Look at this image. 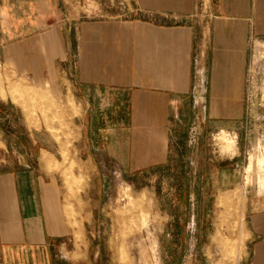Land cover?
<instances>
[{"label": "crops", "instance_id": "obj_1", "mask_svg": "<svg viewBox=\"0 0 264 264\" xmlns=\"http://www.w3.org/2000/svg\"><path fill=\"white\" fill-rule=\"evenodd\" d=\"M89 1L97 13L126 16L77 17V0H0V61L23 79L67 90L77 159L96 173L77 195L78 182L69 191L56 178L46 133L9 143L0 132V264H102L94 231L107 217L97 215L127 178L168 164L180 142L189 158L191 143L229 131L235 154L223 157L215 144L210 156L219 187L234 188L236 169L222 165L246 161L256 125L264 141V117L247 102L254 73L264 70V0ZM262 159L246 168L257 174L247 185V264H264ZM73 193L87 206L80 218Z\"/></svg>", "mask_w": 264, "mask_h": 264}, {"label": "rangeland", "instance_id": "obj_2", "mask_svg": "<svg viewBox=\"0 0 264 264\" xmlns=\"http://www.w3.org/2000/svg\"><path fill=\"white\" fill-rule=\"evenodd\" d=\"M96 4L77 0L72 8L77 17L83 18L126 16L115 10L97 13L93 10ZM108 4L115 6L117 0H109ZM258 53L257 62H261L264 43H260ZM252 79L253 87L247 88V102L255 108L254 115L260 121L264 117V70L254 73ZM257 82L263 84L262 88L256 86ZM12 84L14 88H32L34 93L20 94L25 101L22 103L10 93ZM66 91L46 88L27 77L23 79L13 65L0 61V132L9 143H18V137L28 131L46 133L55 156L51 155L56 158V178L64 181L69 191V186L78 182L73 189L78 195L96 173L77 159L73 100ZM256 128L253 145L246 159L243 157L246 161L222 165L236 169L240 182L234 188L219 187L223 183L222 175L213 172V156H210L215 144L221 146L223 157L235 154L228 144L235 133L229 131L228 137L225 132H219L215 138L206 133L198 143H191L189 158L185 142H180L168 164L138 174L135 179L127 178L125 187L115 190L104 214L97 215L107 217L97 222L94 231L93 244L101 245L99 261L102 264H247V185L253 183L257 174H248L246 168L252 158L264 154L262 130L259 125ZM35 153L34 150L33 158ZM129 181L135 186L130 187ZM76 194L70 197L75 203L72 208L76 210L75 216L80 218L86 215L87 206L78 203Z\"/></svg>", "mask_w": 264, "mask_h": 264}, {"label": "bare ground", "instance_id": "obj_3", "mask_svg": "<svg viewBox=\"0 0 264 264\" xmlns=\"http://www.w3.org/2000/svg\"><path fill=\"white\" fill-rule=\"evenodd\" d=\"M10 89V93L17 96L19 101L24 103L21 99V95H29L31 93H34L32 88H9ZM21 94V95H20ZM4 96H7V94H4ZM27 103V100H26ZM24 106V104H22ZM258 163V162H257ZM260 166H264V159L259 161ZM249 174V173H248ZM231 242V241H230ZM223 254V253H222ZM220 256V255H219ZM222 256V255H221ZM219 260V258L217 259ZM230 260V259H229ZM216 263V262H215ZM226 263V262H225Z\"/></svg>", "mask_w": 264, "mask_h": 264}]
</instances>
